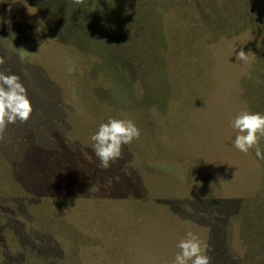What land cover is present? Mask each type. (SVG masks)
<instances>
[{"label":"rangeland","instance_id":"obj_1","mask_svg":"<svg viewBox=\"0 0 264 264\" xmlns=\"http://www.w3.org/2000/svg\"><path fill=\"white\" fill-rule=\"evenodd\" d=\"M46 1L0 0V71L33 108L0 139V264H172L188 231L211 264H264V159L237 150L231 127L264 114V0H166L162 17L143 15L125 38L141 63L128 97L44 29ZM109 117L140 137L101 169L90 137Z\"/></svg>","mask_w":264,"mask_h":264},{"label":"trees","instance_id":"obj_2","mask_svg":"<svg viewBox=\"0 0 264 264\" xmlns=\"http://www.w3.org/2000/svg\"><path fill=\"white\" fill-rule=\"evenodd\" d=\"M165 1L84 0V4L77 5L73 0H50L46 1V9L41 10L46 20L43 28L50 31L49 26L58 25L59 40L76 45L92 55V74L108 77L111 90L107 89L106 94L112 96L120 87L128 93V97L132 91L130 76L134 75L141 63L136 59V54H133L131 61L124 55L127 39H130L127 34L135 30L134 24L141 19L146 20L148 14L156 13L162 17ZM256 198L264 201V195Z\"/></svg>","mask_w":264,"mask_h":264},{"label":"clouds","instance_id":"obj_3","mask_svg":"<svg viewBox=\"0 0 264 264\" xmlns=\"http://www.w3.org/2000/svg\"><path fill=\"white\" fill-rule=\"evenodd\" d=\"M73 3L82 5L84 0H73ZM250 54H253L250 50L245 52L241 48L236 59L247 63ZM5 62V58L0 57V65ZM32 111L31 101L20 77L11 72L0 71V139H3L9 124L27 122ZM231 127L236 131L233 143L237 150L247 154L254 148L256 157L264 159V152L260 148V140L264 138V114L242 110L231 121ZM139 137L140 130L130 119L109 117L106 122L100 123L90 137L95 156L99 160L98 167L109 168L111 163L121 158L122 146ZM177 247L179 252L172 264H211V258L207 254L209 245L204 243L202 246L199 237L192 231L186 232Z\"/></svg>","mask_w":264,"mask_h":264}]
</instances>
